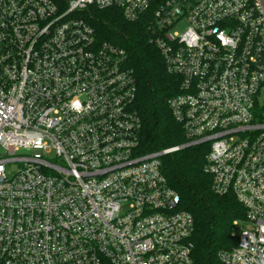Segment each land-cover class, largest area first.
Masks as SVG:
<instances>
[{
    "label": "built area",
    "instance_id": "built-area-1",
    "mask_svg": "<svg viewBox=\"0 0 264 264\" xmlns=\"http://www.w3.org/2000/svg\"><path fill=\"white\" fill-rule=\"evenodd\" d=\"M92 8L146 23L185 144L142 152L136 78ZM201 144L245 210L221 262L264 264V0H0V264H192L161 159Z\"/></svg>",
    "mask_w": 264,
    "mask_h": 264
},
{
    "label": "trees",
    "instance_id": "trees-1",
    "mask_svg": "<svg viewBox=\"0 0 264 264\" xmlns=\"http://www.w3.org/2000/svg\"><path fill=\"white\" fill-rule=\"evenodd\" d=\"M64 8L67 0H53ZM89 21L99 40L125 49L137 81L134 110L141 119L140 142L144 153L163 151L187 142L169 102L179 94V80L170 75L160 52L150 44L144 21L128 22L117 9L92 8ZM207 144L187 146L163 156L162 171L180 196L181 209L194 219L192 264H223L220 254L238 244L234 222L245 220L237 199L221 195L207 169Z\"/></svg>",
    "mask_w": 264,
    "mask_h": 264
},
{
    "label": "rangeland",
    "instance_id": "rangeland-1",
    "mask_svg": "<svg viewBox=\"0 0 264 264\" xmlns=\"http://www.w3.org/2000/svg\"><path fill=\"white\" fill-rule=\"evenodd\" d=\"M242 229H246V226H240L239 228H235V233L239 234L241 232Z\"/></svg>",
    "mask_w": 264,
    "mask_h": 264
}]
</instances>
